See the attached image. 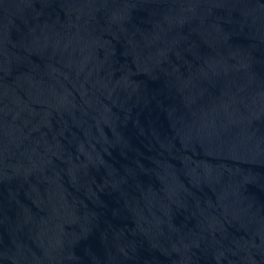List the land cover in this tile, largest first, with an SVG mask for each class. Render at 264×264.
Returning a JSON list of instances; mask_svg holds the SVG:
<instances>
[{
    "label": "water",
    "instance_id": "water-1",
    "mask_svg": "<svg viewBox=\"0 0 264 264\" xmlns=\"http://www.w3.org/2000/svg\"><path fill=\"white\" fill-rule=\"evenodd\" d=\"M0 264H264V188L0 0Z\"/></svg>",
    "mask_w": 264,
    "mask_h": 264
}]
</instances>
